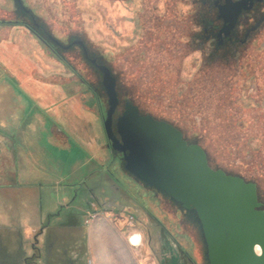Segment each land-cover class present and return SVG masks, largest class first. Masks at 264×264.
<instances>
[{
    "label": "rangeland",
    "instance_id": "374dc122",
    "mask_svg": "<svg viewBox=\"0 0 264 264\" xmlns=\"http://www.w3.org/2000/svg\"><path fill=\"white\" fill-rule=\"evenodd\" d=\"M211 1L22 0L55 37L89 43L118 78L122 108L124 93H139L143 113L175 120L214 170L255 183L264 200V25L246 45L217 49L204 33L216 18ZM13 7L0 0V21H9L0 22V130L9 139L8 149L0 139V229L24 233L25 252L12 264H93L90 213L120 221L110 223L105 249L116 256L118 230L133 232L129 242L145 234L124 264H204L203 231L186 209L130 177L107 148L101 73L80 49L66 54L71 66L51 65L29 18L32 31L13 27ZM52 125L64 130V148L51 143ZM29 219L42 223L30 238Z\"/></svg>",
    "mask_w": 264,
    "mask_h": 264
},
{
    "label": "water",
    "instance_id": "95a60500",
    "mask_svg": "<svg viewBox=\"0 0 264 264\" xmlns=\"http://www.w3.org/2000/svg\"><path fill=\"white\" fill-rule=\"evenodd\" d=\"M254 1L227 0L220 8L219 18L225 22L220 36L230 35ZM93 63L103 74L108 97L106 135L113 150L123 154L126 171L184 209L196 211L211 264H264V212L258 210L256 184L214 170L202 147L189 145L181 131L141 115L130 102L117 122L119 139L113 129L119 105L116 78L107 66Z\"/></svg>",
    "mask_w": 264,
    "mask_h": 264
},
{
    "label": "flooded vegetation",
    "instance_id": "af4514ba",
    "mask_svg": "<svg viewBox=\"0 0 264 264\" xmlns=\"http://www.w3.org/2000/svg\"><path fill=\"white\" fill-rule=\"evenodd\" d=\"M233 1H239V0H233ZM13 2H14L13 10L10 11L16 17V20L11 22L13 24V27H16V26L20 27V26L24 25L23 27H25L29 30L30 29L29 26L26 25V22H27L26 20H28V18H29V20L32 23L31 25L33 27H35L34 29L36 30V31H33V35L36 36V41H37L36 45H38L39 48H41L40 45H42L44 48L46 47L49 51H51L52 56H51V58L48 59V61H50L49 63L51 65L54 64L57 69H60V67H58L54 63L57 61L62 67L64 65L65 66H71L69 61H68V58L66 57V54L69 55V53L73 52L74 49H80L85 56V60L90 62L93 65V67L95 69H97L99 71V73H101V71L98 69L97 65L93 63V61H96L98 65H101L98 58L92 57V55L89 51L90 50V47L88 45L89 43H86L83 39H80L78 37H68L67 41L60 40L59 38H57L53 35L52 31L50 30V28L46 22H43L41 20V18H39V16L35 15L31 9L24 6V3L22 2V0H20V1L13 0ZM226 3H227V0H212L211 1L209 7L213 11L216 12V18H214L213 21L212 20L209 21L210 26H206L204 29V33L206 34L205 39L207 41H209L210 43L216 45L217 49L223 48L225 46L235 44V43H240V44L246 45L250 41L251 36L253 34H255L256 32H258L261 29V27L264 25V0H255L253 2V4L249 7L248 10L242 11V13H241V15L237 21L236 26L230 32V35L226 36L223 33L220 36L221 31L225 27L224 20L219 18L220 17V8L225 6ZM0 22H9V21H0ZM38 30H42V33L38 32ZM30 31H32V30L30 29ZM49 40H50V42H49ZM46 53H48V52H46ZM48 66H49V64H48ZM101 75L103 77L102 73H101ZM112 75H113V73H112ZM81 81H83V80H81ZM102 86H103V83H102ZM103 89H104V87H103ZM116 90H117V79H116ZM117 94H118V91H117ZM118 98H119V95H118ZM125 104H124V107L122 108L121 99L119 98V105H118L116 113L114 115L113 129H114L115 135L119 139H120V137H119L118 132H117V122H118V119L123 115V113L125 111ZM137 108L139 109L141 115L152 116V115L143 113V111L139 107H137ZM152 117L157 121L166 122V123L172 125L170 122H168L166 120H160L154 116H152ZM172 126L175 127L174 125H172ZM104 129H105V126H104ZM176 129H178V128H176ZM105 133H106V131H105ZM183 136H184V134H183ZM184 139H185V137H184ZM185 140L187 141V143L189 145H196V144L189 143L188 139H185ZM108 142L109 143H107V148L110 149L111 152H113V154H117L119 157H121V159L123 160V163H124V168H125L126 162L124 160L123 154L114 151L112 148V143L109 140H108ZM227 175H229V174H227ZM230 176H232V175H230ZM130 177H133L134 179H136L132 175ZM242 179L245 180L244 178H242ZM137 181H138V183L145 185L144 183L140 182L138 179H137ZM245 181L248 183H252L249 180H245ZM257 194H258V200L260 203V208L258 210L264 212V200L262 199V197H260L258 187H257ZM183 214L186 218V221H189L191 224H194L195 228H197V229L199 227L200 228L199 230L201 232L203 231L202 224H201L195 210H187L186 209V210H184ZM203 236H204V233H203ZM203 238H205V237H203ZM205 245L207 246L206 240H205ZM201 251L203 253V257H205L204 264H211L210 258H209L208 247H207V249H201Z\"/></svg>",
    "mask_w": 264,
    "mask_h": 264
},
{
    "label": "crops",
    "instance_id": "0c3cea01",
    "mask_svg": "<svg viewBox=\"0 0 264 264\" xmlns=\"http://www.w3.org/2000/svg\"><path fill=\"white\" fill-rule=\"evenodd\" d=\"M37 44V41L36 43ZM37 125H47V122L42 121L41 119L37 120L36 122ZM35 124V125H36ZM6 127V123L3 121H0V129L3 130L4 132L6 131L2 127ZM0 130V139L3 140L2 144L4 145V148H9L7 147L9 139L6 137V134L1 133L2 131ZM50 136H51V143L53 145L60 146L61 148H64V145L66 144V137L63 129L57 128L54 125H52V128L50 129ZM1 146V145H0ZM17 184L18 182H14ZM94 214V213H93ZM96 219H94L89 225L85 223L86 216L83 222V225H85L88 229L87 232H85V236L87 237V240L89 242L90 249L92 251L90 252L89 256L92 260L93 264H114L117 262V264H124V263H134V249H132L134 246L128 241V235L132 234L130 230L126 231H117V243H118V249L119 252L117 253L118 255H115V252H109L108 250L105 249H110L109 246L111 245L110 240H109V228H110V223L115 221V222H120L116 216L112 215H104L100 216L99 214H96ZM30 220V219H29ZM28 222V221H27ZM30 228H27L26 231L28 232V237L30 238L32 233L34 232L35 228H40V223H34L31 222L30 220ZM60 225L64 224H58L49 226L47 228H53V227H59ZM69 227V226H67ZM11 229V228H10ZM22 229V228H21ZM23 230V229H22ZM24 236V233H23ZM142 238H145V234L142 233ZM135 242V240H134ZM98 246H102L103 251L98 250ZM128 247L131 249H128Z\"/></svg>",
    "mask_w": 264,
    "mask_h": 264
},
{
    "label": "trees",
    "instance_id": "16d2710c",
    "mask_svg": "<svg viewBox=\"0 0 264 264\" xmlns=\"http://www.w3.org/2000/svg\"><path fill=\"white\" fill-rule=\"evenodd\" d=\"M117 82L118 78L116 77ZM118 91V88H117ZM119 98L121 99V94L118 92ZM140 96V97H139ZM124 99L126 101H130L132 104L136 103L138 107L141 106L140 102H144L143 97L138 93L136 95L135 92L132 90H128V92L124 93L123 95ZM142 107V106H141ZM140 107V109H141ZM152 116H156L155 114L151 113ZM157 118V117H156ZM168 122H170L172 125H174L176 128H178L183 134L186 132L185 129H183L178 123H176L173 119H163ZM185 139L187 137L184 134ZM189 143H192L189 141ZM197 144V142H193ZM24 241H23V235L21 231H13L10 229H0V264H9L13 259L16 261L17 256H20L22 258V261H24ZM11 258V259H10ZM11 260V261H10ZM12 264V262H11Z\"/></svg>",
    "mask_w": 264,
    "mask_h": 264
},
{
    "label": "built area",
    "instance_id": "2783aa9c",
    "mask_svg": "<svg viewBox=\"0 0 264 264\" xmlns=\"http://www.w3.org/2000/svg\"><path fill=\"white\" fill-rule=\"evenodd\" d=\"M96 214H93V213H90V214H88L87 216H86V220H85V223L87 224V225H89L94 219H96ZM138 235H136V236H130V242L132 243V245H134V243H133V239L135 238V237H137ZM139 237H140V244L142 243V238H141V236L139 235ZM135 246V245H134Z\"/></svg>",
    "mask_w": 264,
    "mask_h": 264
},
{
    "label": "bare ground",
    "instance_id": "6f19581e",
    "mask_svg": "<svg viewBox=\"0 0 264 264\" xmlns=\"http://www.w3.org/2000/svg\"><path fill=\"white\" fill-rule=\"evenodd\" d=\"M134 240H135V242H134ZM133 243H134L135 246H139L140 245V237H139V235L133 239Z\"/></svg>",
    "mask_w": 264,
    "mask_h": 264
}]
</instances>
